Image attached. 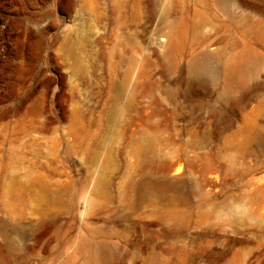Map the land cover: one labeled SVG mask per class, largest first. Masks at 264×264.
Here are the masks:
<instances>
[{"label":"rangeland","instance_id":"1","mask_svg":"<svg viewBox=\"0 0 264 264\" xmlns=\"http://www.w3.org/2000/svg\"><path fill=\"white\" fill-rule=\"evenodd\" d=\"M0 264H264V0H0Z\"/></svg>","mask_w":264,"mask_h":264},{"label":"bare ground","instance_id":"2","mask_svg":"<svg viewBox=\"0 0 264 264\" xmlns=\"http://www.w3.org/2000/svg\"><path fill=\"white\" fill-rule=\"evenodd\" d=\"M36 198H38V196H35Z\"/></svg>","mask_w":264,"mask_h":264}]
</instances>
